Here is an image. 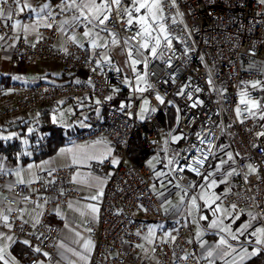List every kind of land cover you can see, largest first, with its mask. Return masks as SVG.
Returning a JSON list of instances; mask_svg holds the SVG:
<instances>
[{
	"label": "built area",
	"instance_id": "obj_1",
	"mask_svg": "<svg viewBox=\"0 0 264 264\" xmlns=\"http://www.w3.org/2000/svg\"><path fill=\"white\" fill-rule=\"evenodd\" d=\"M124 4L129 6L127 0ZM9 5L17 11L12 0ZM177 12L183 15L178 16ZM164 16L163 23L172 48L168 49L164 40L161 42L158 56L153 57L145 69V90L137 91L131 79L129 103L123 108L108 102L112 90L124 87V75L115 63L104 62L97 66L90 49L77 44L67 45V53L54 48L59 16L49 20L52 28H41L37 42L28 43L19 36L15 38V58L25 63L55 60L78 79L27 85L11 83L0 88V91H7L0 104V124L12 123L24 114L65 101L79 103L89 98L102 116L93 115L88 127L76 132L72 140L77 143L105 141L115 160L119 161L113 164L111 159H106L98 164L105 182L100 190L102 195L97 199V216L85 223L87 237L94 245L87 264H199L196 257L188 253L190 231L186 218H170L164 211L162 199L153 189L152 169L146 162H136L130 157L134 143L146 153L163 154L167 164L168 159L179 154V163L168 166L170 176L176 185L193 190L223 139L225 147L233 154V169L240 174L229 177L227 189L231 192L222 195V203L230 208L235 203L234 211L259 215V221L264 225V151L261 150L264 137L257 136L264 128L259 116L244 118L247 117L244 113L241 123L235 112L238 106L243 108L240 105L242 92L264 102V98L254 91L264 89V5L258 0H176V6L171 7L168 0L164 4ZM107 28L122 42L136 46L141 43L135 22L128 26L118 21L115 25L107 24ZM9 34V23L0 19V35ZM257 80L262 86L251 89L250 85ZM196 88L200 91L196 92ZM181 89H184L183 95L179 94ZM189 92L191 99L187 95ZM157 95L164 103L157 100ZM141 97L149 105L144 119L139 117ZM197 101V106L192 107ZM173 103L181 110L174 134L168 132L161 121L162 117L168 116ZM153 108L156 109L154 112L151 111ZM173 136L182 138L173 142ZM201 139L205 140L204 144L200 143ZM209 141L211 153L201 168V175L197 176L187 165L194 157L201 158L197 149L209 152ZM250 163L257 168V173L250 175L246 183L243 174L247 173ZM172 167H183L184 171L170 172ZM72 174V168L39 171L32 183L15 184L13 181L9 184L11 188H6L7 176L0 173L2 202L14 210L8 215L11 229L0 222V231L9 233L16 243L30 241L26 246L31 256L25 264H36L39 257L55 262L59 227L51 221L52 207L63 209L77 197ZM38 204L43 207H37ZM22 206L37 207L42 213L40 223L35 227L24 223L26 220L18 214ZM149 228H155L156 233L150 253H145L136 245L143 244ZM165 232L176 236L175 242L162 243ZM37 247L40 252L34 250Z\"/></svg>",
	"mask_w": 264,
	"mask_h": 264
},
{
	"label": "crops",
	"instance_id": "obj_2",
	"mask_svg": "<svg viewBox=\"0 0 264 264\" xmlns=\"http://www.w3.org/2000/svg\"><path fill=\"white\" fill-rule=\"evenodd\" d=\"M99 2V0H98ZM33 8L39 10V8L44 4L51 5L50 10L54 13V18L59 16V20L57 22L58 35L54 41V48L57 50L64 49L69 44L72 43L68 37L71 35H75L77 38V45H82L88 47L95 58L96 61H100L104 63V56L107 55L110 62L115 63L119 70L124 75V87L122 89H115L109 94L108 102L110 104H117V106L128 105L130 99V90H131V79H133L136 89L137 88H145L146 82H137L136 74H132V68L129 64L130 62H126L124 55L120 51L121 46L132 45L127 41H120L118 45H112L111 40L112 37L109 35L107 31L101 32L99 28L94 31L99 32V44H104L107 42L106 47H97L95 49L91 46V40L94 37L86 38L83 33L87 30L85 25L82 23L79 27L70 28L68 25H65V31L60 30V22L63 20H69L71 23V18L74 14V11L64 12L60 11L58 5L60 4V0H30ZM0 7H4L0 5ZM8 7V6H7ZM78 14V13H76ZM38 17L35 13H30L28 10H25L22 13H19L16 18H11V20L4 19L10 25V34L4 37L3 40H0V88L7 86L11 83H18L22 85L27 84H37L40 82H52V81H74L77 76L70 74L64 67L63 64L58 61L51 59H42L34 63H25L18 58L14 57V49H15V38L17 36L23 38L28 43L37 42L41 33L40 30L43 28V24H39L36 27V31H30L28 34H25L23 28H17L13 30L11 25L15 23L17 20L24 24H36ZM50 20V19H49ZM48 20V22H49ZM87 27H91L88 25ZM26 37V38H25ZM138 46V45H137ZM126 67V68H125ZM146 69V68H145ZM135 75V76H134ZM145 75V71L144 74ZM13 77H20V79H13ZM7 94L6 90L0 91V104L4 100V96ZM73 107L74 116H77L81 111L84 113V116H80L79 119H71L68 114L65 115L63 110L69 105ZM48 117L50 122L60 127L64 133V137L68 133H72V131H80L90 124L89 119L93 115L102 116V114L98 111L96 104L93 100L89 98H85L79 103H73L71 101H65L59 105L52 106L47 108ZM142 114V113H141ZM141 114L139 117L141 118ZM41 112L37 111L34 113L24 114L19 118H16L12 123H1L0 124V132H11L14 133L15 136L12 139H8L5 141H12L18 138V132L15 129H12L13 126L18 127V125H24L25 128H29L30 124H34L32 126H38V123H41L42 119L40 118ZM39 117V118H38ZM55 117V123L53 122V118ZM35 121H31L32 119ZM47 136V133H43ZM25 135V134H24ZM22 135V136H24ZM45 136V137H46ZM20 137V136H19ZM3 140V139H2ZM18 142V140H16ZM19 143V142H18ZM70 143H65L63 146H67ZM92 148V152H89L90 156L93 157V163L96 164L89 167L88 163H86V158L82 160L71 159L69 163L66 165H55L51 162L52 157L56 154V152L63 146H61L53 155L41 159L39 161L29 160L26 163L21 161V156L27 157L29 159L32 156H25L23 153L19 154V157L14 154V159H8L5 155L0 154V164L3 165V173L7 176V180L5 181V187L8 188L9 184L13 181H16L17 177L15 175L16 171L20 170V176L28 182L32 180L35 174L39 171H50L58 168H72V183L77 192V197L71 199L67 206L63 209H59L56 207H52L53 218L51 221L57 223L59 227L58 234L55 240L56 247V260L53 263L46 261L44 258L39 257L36 264H84L85 261L79 259L78 256H74L72 251H68V249H72L76 252H80L81 254L88 255V259L90 254L84 253L83 245L84 242L89 240L86 234L85 223L89 220H93L96 218L97 213L93 214L91 212L90 206L97 207V199L93 200L91 197L97 196L100 190L102 189L105 178L104 175L99 171L98 164L106 159H111L112 161L115 159V156L112 150L109 148L108 144L105 141H95L89 143ZM228 150V149H227ZM229 152H231L229 150ZM232 153V152H231ZM33 155V154H32ZM47 162V163H45ZM31 166V167H29ZM174 188H181L180 186L174 183ZM157 192V191H156ZM158 193V192H157ZM159 196L161 195L158 193ZM163 196H169L170 194L164 193ZM166 201V199H165ZM165 201L162 200L165 208ZM71 203L72 207H69ZM222 205L226 207L223 203ZM228 207V206H227ZM98 208V207H97ZM9 207L3 204L2 202V194H0V211H3L4 214L9 215L10 213L7 211ZM59 212V214H57ZM232 215L225 218L221 213H217L213 215L212 212H209V219L202 220L199 224L200 228H197L189 220H187V224L189 227V250L188 253L195 256L198 260L199 264H209V260L207 258V250L214 249L218 244L220 238L223 236L228 242L236 249V252L232 254V256L226 257V259L231 260L235 258L237 260V264H241L239 261V253L243 249H247L251 252L252 248L255 247V238L250 235L252 231L257 227H264L263 223L259 220L252 221V227L247 230V233L241 235L236 232V229L240 228L241 225L247 223L250 219L248 215V211L237 212L231 209L229 211ZM37 213H40V210L37 207L30 206H22L18 210V214L25 219L28 223L33 225L34 217H36ZM167 214L170 218L182 217L183 212L173 213L172 210L167 211ZM223 220V225H230L232 231L238 236L237 240H232L227 233H223L219 231V228H210L208 225L217 218ZM238 217V218H237ZM222 225V226H223ZM3 232V231H0ZM197 232L203 233L202 236L197 238ZM7 235L9 233L3 232ZM79 233V235H77ZM201 242L205 244V248H201ZM5 243H10L5 241ZM15 243H10V247L8 251L12 257L15 258L17 264H25L26 260L22 256L14 253L12 251V247ZM21 244V243H20ZM63 244L64 247L61 248L59 245ZM27 249L28 246L21 244ZM143 245L147 251L145 253H150L153 242L149 244L147 241H143ZM30 250V249H29ZM251 259H246L242 262V264H247ZM88 261V260H87ZM264 261V260H263ZM213 264H224V260L214 259Z\"/></svg>",
	"mask_w": 264,
	"mask_h": 264
},
{
	"label": "snow or ice",
	"instance_id": "obj_3",
	"mask_svg": "<svg viewBox=\"0 0 264 264\" xmlns=\"http://www.w3.org/2000/svg\"><path fill=\"white\" fill-rule=\"evenodd\" d=\"M168 0H132V5L131 7L125 6L124 0H60V4L58 7L60 8V11L62 13L64 12H69V11H74V14L71 18V23L69 20H63L60 22V30L65 31V25H68L70 28L72 27H79L82 23L85 25L87 28L86 31H84L83 35L86 38H91L94 37L91 40V46L93 49L97 47H106L107 42L104 44H99L98 39H99V32L94 31L95 29L99 28L101 32L103 31H108L109 35L112 37L111 43L112 45H118L119 40L117 39V35L111 31L108 30L107 24L111 23L115 25L116 22L121 21L123 23H126L128 26H132L135 22V24H138L140 26V31L137 33V36L141 38V43L139 47L141 49H148L149 48V43L145 39V37L154 40L155 43L151 46V55L153 57L158 56V49H161V37H163V40L166 42L165 46L168 49L172 48V41L169 38V33L167 30V27L163 21L165 20L164 16V4L167 3ZM12 3L16 5L17 11L14 12L12 10V7L9 5V0H0V5H9L8 7H0V19H7L11 20L13 15H18L19 13L24 12L25 10H28L30 13H35L36 16L38 17L36 24H24L22 25L19 20H17L15 23L11 25L13 30L17 28H23L25 34H28L30 31L35 32L36 27L39 24H43L44 27L46 28H52L53 24L51 22H48L49 19H54V13L50 10L51 5L49 4H44L42 5L39 10L36 8L32 7V4L30 3V0H12ZM258 3L261 5H264V0H258ZM170 6L175 7L176 6V0H170ZM144 10V14L142 15H137L134 16L133 12L139 14L141 13V10ZM78 13V14H76ZM176 15L182 16L183 14L180 12H177ZM126 17V19H125ZM175 18H173V23H175ZM88 25H91V27H87ZM159 32V35L153 36L152 33L154 31ZM26 38V37H25ZM4 37L0 36V40H3ZM68 39L76 44L77 43V38L75 35H71L68 37ZM127 44V41H125ZM33 47L35 45L33 44ZM82 47V45H81ZM63 51L67 53V48H64ZM137 55H143V53L139 52L137 50ZM162 55V51L160 53ZM129 59L131 60V64L133 66V71H136L135 66L141 61L139 59H135L132 56V51L131 49L129 50ZM104 62L105 63H110V60L108 59L107 55L104 56ZM97 66L101 63L100 61H97ZM145 68L148 67V61L145 59L143 61ZM168 66L171 67L170 60L168 62ZM146 75H137V82H146ZM13 79H20V77H13ZM79 83V81H77ZM209 83L211 84L212 81L211 79L209 80ZM261 82L259 80L253 82L251 84V87L253 89L257 87H261ZM148 87H151L149 84ZM137 91L143 92L145 89L143 88H137ZM196 92H199L200 89L196 88ZM180 95L184 94V89H181V92L179 93ZM188 98H192V93L189 92ZM157 100L160 101V103H164V100L162 97L157 95ZM111 99V97H109ZM199 101L193 103L192 107H196ZM148 101H144V107L141 109V119H144L143 113L148 112L149 109L147 108ZM240 105L243 106L241 108L238 106L235 109L237 119L240 120L241 123L244 122V119L241 117L243 116L244 113H247V117L244 118H256L259 116V119L264 120V102L250 98L248 96L247 92H242L241 93V98H240ZM123 108L124 105H121ZM156 109H151V111H155ZM53 122L55 123V117L53 118ZM31 131V129L29 130ZM14 135V134H13ZM258 137H264V131L258 132L257 133ZM182 137L180 136H173L172 141L176 142L180 140ZM0 139L3 140H8L11 139V137H0ZM201 144L205 143L204 139H201L200 141ZM209 144V152H203L200 149H197V151L201 152V158H193L192 163L187 165V168L189 171L196 173L197 176L201 175V168L204 166L205 161L208 159L209 154L211 153L212 150V145L211 142H208ZM255 147V145H254ZM262 151H264V147L261 148ZM178 155L173 156L172 158L168 159V164L166 166H171L179 163L178 160ZM236 155H239L237 153ZM228 160H220V162L215 166V170L219 172L224 164H227L229 161H233V154L231 152L227 153ZM47 163V162H45ZM113 164L119 163L117 160L112 161ZM149 165L151 166V162H149ZM31 167V166H29ZM247 173H244V179L245 182L248 183V177L252 174L257 173V168L253 164H248L247 165ZM183 172L184 168H175L172 167L170 169V172ZM0 172H3V165L0 164ZM240 173L236 171V169H232L231 171H228L225 174V179L221 180L220 183H225L227 177H232V176H237ZM17 179L15 181V184H24L25 180L21 178L20 176V170L16 171L15 173ZM51 175V173H49ZM166 175L163 172H157L156 176H163ZM212 173H209L207 176H204L203 178L206 181H209L208 184L204 185L203 187L205 188H215L217 186V181L215 179H210L212 176ZM33 181H28V183H32ZM54 181H50L49 183H52ZM11 188V186H9ZM179 187V185H177ZM231 192V189H227L224 193L225 196H227ZM62 194V193H61ZM102 195V191L98 193L97 196L91 197V199L95 200L98 199V196ZM25 200L28 199V197H24ZM197 199L203 200L204 201V206L209 207L213 215H216L217 213H221L225 218L228 216L232 215V213L228 212L227 209L222 208L220 205H216L215 208H212V205L216 203L217 200H220L221 197L219 195H216L215 193H208L204 192L202 193L199 197H192L190 201V207H189V214H191V211H199L200 205L197 203ZM250 199H254L253 197H250ZM47 202V201H46ZM184 202L183 196H181V203ZM37 207L42 208L43 205H37ZM69 207H72L71 203L69 204ZM163 207V205H162ZM237 205L233 203L231 205L232 209H236ZM91 212L93 214L98 213L99 209L95 206H90ZM9 213L13 212L14 210L9 208L7 209ZM164 211L167 212L168 208H164ZM59 214V212H57ZM42 215V213H37L36 217H34V222H33V227H35L37 224L40 223L39 216ZM250 219L247 223L241 225L240 228L236 229L237 233H240L241 235L247 233V230L252 227V221H257L260 220L261 217L259 215L253 214L252 212L248 213ZM238 218V217H237ZM200 220H206L207 217L201 215L199 217ZM0 222L3 223L4 227H7L11 229L12 225L9 222V216L4 214L3 211H0ZM24 223H27L25 221ZM223 220L220 219L219 217L216 220H213L208 226L210 228H219L220 232L227 233L228 236L231 237L232 240H237L238 236L232 231L230 225H223ZM91 231V229H88ZM175 231V229H174ZM156 229L155 228H149L148 230V235L144 237V240L147 241L149 244L153 242V238L155 237ZM79 235V233H77ZM136 235H140L139 232L136 233ZM203 233L197 232V238L199 239L200 236H202ZM252 237L255 238V247L252 248L251 252H249L247 249H243L238 255H239V261L242 262L246 259H251L252 257H256L258 255L264 254V227H257L255 228L254 231L250 233ZM169 240L175 242L176 236L172 235L170 232H165L164 237L161 238L162 243H167ZM5 241L10 242V243H16L17 241L13 238L11 235H7L3 232H0V264H17V261L15 260L14 257H12L8 251V248L10 247V243H5ZM25 245H30V241L24 240L22 241ZM61 248L64 247L63 244L59 245ZM93 242L91 240H87L84 242L83 249L84 253L90 254L93 248ZM201 248H205V244L201 242ZM137 248H140L143 251H147L145 249L143 244H137ZM36 252H40V248H35L34 249ZM68 251H72V254L74 256H78L80 260L85 261V264H87L88 260V255L81 254L80 252H76L72 249H68ZM152 251H155V248L152 249ZM236 252V249L228 242L227 239H225L223 236L220 238L218 244L214 249L207 250V258L209 260V264H213L214 259H221L224 260V264H237V260L235 258L228 260L226 257L232 256L233 253ZM45 256L48 255V253H44Z\"/></svg>",
	"mask_w": 264,
	"mask_h": 264
},
{
	"label": "rangeland",
	"instance_id": "obj_4",
	"mask_svg": "<svg viewBox=\"0 0 264 264\" xmlns=\"http://www.w3.org/2000/svg\"><path fill=\"white\" fill-rule=\"evenodd\" d=\"M132 5V0H129V7H131ZM144 14V10H141V13L137 14L135 12H133L134 16L137 15H142ZM135 26L140 29V26L138 24H135ZM153 36H157L159 35L158 30L154 31L152 33ZM145 39L148 41L149 43V48L148 49H141L138 46H130V45H125V46H121L120 51L122 52V54L124 55V58L127 59L125 60V64L126 62H130L129 64L131 65L132 74H136L137 75H142L144 74L145 71V66L143 61L145 59H147V61L149 62L153 56L151 55V46L155 43L154 40H151L147 37H145ZM163 41V37H161V42ZM131 49L132 51V56L135 59H139L141 61V63L137 64L135 66L136 71H133V66L131 64V60L129 59V50ZM137 50H139V52L143 53V55H137ZM126 68V67H125ZM135 76V75H134ZM250 88L253 89L250 85ZM142 100V107H144V101L146 100L144 97H141ZM149 107V105L147 104V108ZM45 110H41L39 112H41V114L44 112ZM63 112L65 113V115L68 114V116L71 119H79L80 116H84L83 112H79L77 116H74V111H73V107L71 106V104H69L64 110ZM144 114V113H143ZM39 118V117H38ZM32 122L35 121V119L33 118L31 120ZM264 122V120H263ZM34 125L33 123L29 125V128H25V135L24 136H20L18 135V138H16V140H18L19 145H20V152H18V154L16 156L19 157L20 153H23L25 156H32V151L34 149H37V147H39V145H41L44 140H45V136L43 133L39 132L38 126H32ZM38 125H40V123H38ZM261 126H263L264 128V124ZM31 129V131H29ZM63 131V130H62ZM78 132V131H77ZM33 133H35L34 138L32 139L31 136L33 135ZM64 133V131H63ZM76 133V131H72V133H68L65 135L66 138V143H70L67 146H63L61 147L56 154L52 157L51 162H53V164L55 165H66L67 163L70 162V160L73 159H77V160H82L83 158H86V163L89 162L90 160H95L93 157L90 156L89 152H92L91 148L92 146L89 143H77L74 142L72 140V136ZM11 132H0V137H14L15 134ZM223 149V148H222ZM222 149L219 148V150L217 151L215 157L213 158L212 162L209 165V168L206 170V172L201 176V178L199 179V181L195 184L193 190H187L184 188H172L169 186V181L167 180V172L168 170H162V168L157 169V166H159L160 163V159L161 156L159 152H152L151 154H149L146 163L147 165L152 169L153 171V189L155 191H157L158 193H160V197L163 201H165V208H168L169 210H172L173 213H179V212H183V216L189 220L191 222V224H193L194 226H196L197 228L199 227V224L202 220L199 219V217L201 215L206 216L207 219H209V212H212V210L209 207H205L204 206V201L197 199V203L198 205H200V209L199 211H191V214H189V207H190V201L192 199V197H199L202 193L204 192H208V193H215L216 195H219L222 199V195L224 194V192L227 190L228 188V184H229V177H227L225 183H220L221 180L225 179V174L228 171H231L234 168L233 165V161H229L227 164H224L221 168V170L219 172H217L215 170V166L220 162V160H228V156L227 153L229 152V150H225L222 152ZM164 156V155H163ZM93 160L91 162L88 163V166L91 167L93 165H95L96 163H93ZM166 161V165H167V160ZM149 162H151V166L149 165ZM157 172H163L166 175L163 176H156ZM209 173H212L213 175L210 177V179H215L217 181V186L215 188H205L203 187L204 185L208 184L209 181H206L203 177L207 176ZM164 193H169L172 194V197L169 198V196L166 197L163 196L162 194ZM181 196H183L184 198V202L181 203ZM217 200L216 203L214 205H212V208H215L216 205H220L222 208L227 209V211H231L232 208L230 207H224L222 205V200ZM213 213V212H212Z\"/></svg>",
	"mask_w": 264,
	"mask_h": 264
},
{
	"label": "trees",
	"instance_id": "obj_5",
	"mask_svg": "<svg viewBox=\"0 0 264 264\" xmlns=\"http://www.w3.org/2000/svg\"><path fill=\"white\" fill-rule=\"evenodd\" d=\"M127 2L129 4V0H127ZM254 91L259 93L264 98V89L254 90ZM112 105L117 106V104H112ZM180 111H181L180 108L175 103H173L168 116L161 118V121L165 129L168 132H171L173 134L176 132V123H177V118H178ZM40 118L42 119V121L38 127L39 132L47 133V136L45 137L44 142L41 145H39L37 149H34L32 151L33 155L31 159L21 156V161L23 163H26L29 160L39 161L41 159L47 158L53 155L61 146H63L66 143V138L63 135L62 129L56 126L55 124H53L52 122H50L47 109H45V111L42 113ZM260 124L262 125L264 124L263 120L261 119H260ZM24 127H25L24 125H18V127L13 126L12 129H15L18 132L19 136H22L25 133ZM34 135L35 133H33V135L31 136L32 139L34 138ZM219 146L221 149L223 148L222 152L227 150L223 139L220 141ZM18 152H20V145L16 140L5 141V140L0 139V154L5 155L8 159H14V154H17ZM148 156H149V153L142 151L138 147L137 143H134L132 145V148L130 151V157L134 161L146 162ZM160 156H161V159H160L161 161L159 163V166H157V169L162 168V170L163 169L168 170V166H166L165 157L163 156V154H160ZM167 180L169 181V186L173 188L174 181L172 177L170 176L169 170L167 172ZM12 251L21 257L23 256L26 261L31 256L30 250L27 249V247L21 245L20 243H15L12 247ZM263 260H264V254H261L253 258L247 264H264Z\"/></svg>",
	"mask_w": 264,
	"mask_h": 264
}]
</instances>
